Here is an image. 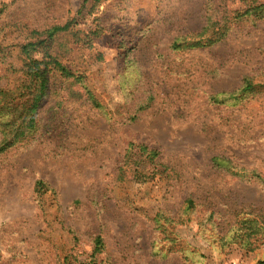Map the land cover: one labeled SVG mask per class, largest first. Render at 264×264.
I'll use <instances>...</instances> for the list:
<instances>
[{
  "label": "rangeland",
  "instance_id": "obj_1",
  "mask_svg": "<svg viewBox=\"0 0 264 264\" xmlns=\"http://www.w3.org/2000/svg\"><path fill=\"white\" fill-rule=\"evenodd\" d=\"M208 1L219 3L109 0L92 15L85 12L82 22L95 29L105 11L110 31L93 50L74 45L69 56L112 118L82 103H66L62 111L50 97L40 118L42 128L51 123L56 133L0 156V264H59V256L75 246L69 230L81 238L80 250H89L92 237L102 234L116 264H182L176 256H152V220L161 209L179 211L189 196L203 204L198 217L205 210L217 213L216 228L251 206L264 217V189L211 165L221 155L264 175V94L240 108L210 103L212 95L236 90L246 77L264 91V22L236 28L213 48L174 53L170 45L179 33L204 27ZM82 2L0 0L3 46L12 49L28 31L65 24ZM126 50L132 51L128 62ZM149 98L139 120L123 121L124 110L134 113ZM131 137L161 147L163 160L178 169L177 181L157 175L114 183ZM39 179L56 194L38 198ZM194 217L177 224V234L206 255L202 264L264 261V246L255 252L221 249Z\"/></svg>",
  "mask_w": 264,
  "mask_h": 264
},
{
  "label": "trees",
  "instance_id": "obj_2",
  "mask_svg": "<svg viewBox=\"0 0 264 264\" xmlns=\"http://www.w3.org/2000/svg\"><path fill=\"white\" fill-rule=\"evenodd\" d=\"M107 1L83 0L76 15L65 24L28 31L24 41L12 49L3 46L5 39L0 40V156L56 133L57 127L51 123L42 128L40 118L41 110L50 97L57 98L55 108L62 111L66 110V103H82L102 112L106 118H112L107 107L87 85L85 72L69 56L74 45L93 50L95 41L110 31L109 24L103 21L106 12H100V9L101 15L95 19L99 24L95 29L82 22L87 18L85 12L92 15L96 8ZM205 6L204 27L199 32L179 33L170 45L174 53L213 48L225 42L236 28L250 22H264V1L219 0V3L208 1ZM129 52L132 51L126 50L123 54L127 62ZM260 86L254 82V77H246L236 90L212 95L210 103L217 107L240 108L253 100H260L264 94ZM152 100L149 98L145 103L139 102L134 113L124 114V110L123 121L134 123L139 120L140 114L150 108ZM163 154L161 147L131 137L114 172V183L142 182L157 175L177 181V167L166 163ZM211 165L214 170L264 189V175L257 170L241 167L221 155L212 157ZM49 193L56 194L45 180H37V197L43 199ZM202 212L203 204L192 196L183 201L177 212L161 209L152 220L155 234L152 256L160 260L176 256L182 264H202L206 255L177 234V224L192 216H195L201 230L210 233L212 243L223 250L238 246L244 251L255 252L264 246V217L252 206L236 212L229 224L220 228L214 225L215 211L205 210L204 215L198 217ZM68 234L75 246L69 253L59 256V264H116L102 234L92 237L89 250L76 249L81 245V238L72 230ZM257 264H264V261Z\"/></svg>",
  "mask_w": 264,
  "mask_h": 264
}]
</instances>
